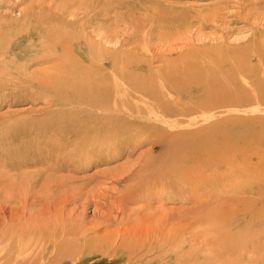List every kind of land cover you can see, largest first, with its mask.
Masks as SVG:
<instances>
[{
  "label": "rangeland",
  "instance_id": "rangeland-1",
  "mask_svg": "<svg viewBox=\"0 0 264 264\" xmlns=\"http://www.w3.org/2000/svg\"><path fill=\"white\" fill-rule=\"evenodd\" d=\"M83 36H91L97 42L107 39L108 47L114 50L104 55L94 52L95 56L85 44L82 52L77 42L83 41ZM8 41L16 43L17 56L0 64V218L16 215L20 221L15 223L16 229L33 215L40 213L38 219H43L55 211L58 217L64 215L65 222L87 229L86 241L79 242L82 245L75 243L72 257L58 262L50 256L46 258V253L38 255L43 250L38 236L25 238V245L37 240L40 250L36 248L30 256L31 245L23 244L24 256L29 254L26 258L30 256L32 260L22 264H38L41 258L44 264H264V249L259 250L260 243H264V232L259 230L264 222L259 216L264 208V192H258L254 181L232 177L234 173L226 172L224 164L219 170L224 175L206 182V208L200 212L195 208L185 215L186 220L185 213L165 215L164 210L179 207L170 202H127L128 193L135 192L130 188L137 185L140 175L141 180L149 178L153 169L174 167L176 172L188 173L194 163L200 165L196 171L200 178L206 174L205 154L199 147L206 145L202 141L197 142L201 143L199 146L191 143L181 130L197 132L208 125H214L216 130L215 124L234 123L238 118H258L264 128V104L262 111L254 103L231 109L232 103L219 98L222 110L213 116H178L184 122L174 127L176 115H166L159 108L152 112L150 107L145 109L150 106L147 102L158 104L160 91H151L158 90L159 82H169L163 85L177 95L197 86L196 82L206 85L207 79L218 74L219 80L213 81L212 86L216 82L223 87L219 89L243 86L251 91L252 87L247 88L239 74L251 70L250 84L264 87V0H0V49ZM43 42L50 48L47 52L46 48L43 51L44 45L41 47ZM205 52L209 54L206 56ZM210 56L214 60L207 58ZM100 57L104 65L100 64ZM65 60L69 65H64ZM149 60L151 65H147ZM229 77L232 80L224 82ZM115 87H119L118 91ZM205 88H199L202 94L199 89L193 90L189 104L188 98L179 101L175 97L177 103L197 105L206 96ZM139 97H143L145 110L127 113L125 105L142 107V103L137 102L139 106L133 102H140ZM165 124L172 129L165 131ZM257 127L253 126L254 130ZM227 138L216 137L214 142L219 141L218 147L228 152L227 146L234 143ZM203 140L207 143L213 139L209 135ZM234 145L231 150H235ZM208 147L207 143L205 148ZM246 149L245 153L256 151L253 147ZM222 150L220 154L227 161L230 153L224 151L223 155ZM174 157L177 160L173 164L170 160ZM233 165L237 166L235 162ZM141 166L147 171H142L145 174H139ZM198 174H193L192 181L198 180ZM168 191L166 194H172ZM127 216L131 217L127 222H120L121 217ZM251 232L256 233L254 237ZM123 233H130L134 240L128 242L127 237L123 246H118ZM241 235L247 244L237 241ZM68 238L71 240V236ZM125 244L137 255L129 258ZM110 246L115 248L111 250ZM16 262L20 264V260Z\"/></svg>",
  "mask_w": 264,
  "mask_h": 264
},
{
  "label": "bare ground",
  "instance_id": "bare-ground-1",
  "mask_svg": "<svg viewBox=\"0 0 264 264\" xmlns=\"http://www.w3.org/2000/svg\"><path fill=\"white\" fill-rule=\"evenodd\" d=\"M218 13V12H217ZM202 18V17H201ZM80 19V18H79ZM70 20V19H69ZM77 21V20H76ZM81 21V20H80ZM79 21V22H80ZM64 22V21H63ZM67 22V21H66ZM78 29V28H77ZM82 30V29H81ZM72 31V30H71ZM90 32V30H89ZM87 35V34H86ZM84 37V40L81 41V42H77V46L79 47V49L83 52H85V50H82V47L84 46V49H85V44H87V50L89 53H92L94 54V52L99 54V55H104V53H107L108 51H113L114 48H111V47H108V45L110 44V41L109 40H104L102 41L101 39L98 40V42L96 40H94L91 36H83ZM103 38V37H102ZM43 41V39H41ZM58 40V39H57ZM48 42V41H47ZM55 42V41H54ZM52 43V42H51ZM218 43V42H217ZM249 43V42H248ZM42 44L41 47L44 45L45 47L43 48V51L44 49L47 50L50 49L49 47L47 48L46 44L43 42V43H40ZM63 44V43H62ZM16 43L14 44L12 41H8V45L6 47H4L3 49L1 48L0 50V64L2 65V62L4 59L8 58L9 60L10 59H16V56H17V53L15 51V46ZM60 45V43L57 44V47ZM107 45V46H106ZM56 46V45H55ZM54 46V47H55ZM26 47V46H25ZM52 47V46H51ZM221 47V46H220ZM60 48V47H59ZM53 49V48H51ZM61 49V48H60ZM112 49V50H111ZM19 50V49H18ZM194 51V49H193ZM198 51V49H197ZM213 51V50H212ZM3 52V53H2ZM21 52V51H20ZM52 53H55V50L53 52V50L51 51ZM116 52V51H115ZM114 52V54H115ZM119 52V51H118ZM207 52V51H206ZM205 52V53H206ZM42 53V52H41ZM117 53V52H116ZM195 53H197L195 51ZM200 52H198L199 54ZM203 52H201V55ZM216 53V52H215ZM29 54V53H28ZM37 54V52H36ZM40 54V53H39ZM66 54V53H65ZM88 54V53H87ZM85 54V55H87ZM118 54V53H117ZM189 54V53H188ZM208 53H206V56H207ZM69 55V54H68ZM95 55V54H94ZM95 55V56H96ZM181 55V54H180ZM179 55V56H180ZM184 55V54H183ZM199 55V56H201ZM186 56V55H184ZM205 56V55H204ZM203 56V57H204ZM47 57V56H46ZM49 57V56H48ZM67 57V56H66ZM116 57V56H115ZM153 57V56H152ZM152 57H150L151 59H153ZM155 57V56H154ZM202 57V58H203ZM90 59V57H88ZM101 58L100 57L98 60L101 63H103V61H101ZM189 58V57H188ZM207 58H211L210 57H207ZM206 58V59H207ZM44 59V58H43ZM51 59V58H49ZM78 59V58H77ZM92 59V58H91ZM183 59V58H182ZM213 58L210 59V61L212 60ZM257 59V57H256ZM70 60V59H69ZM93 60V59H92ZM121 60V59H120ZM140 60V59H139ZM168 60V59H167ZM184 60V59H183ZM214 60V59H213ZM8 61V60H7ZM123 61V60H122ZM121 61V62H122ZM180 60H178L179 62ZM12 62V61H11ZM32 62V61H31ZM113 62V61H112ZM115 62V61H114ZM152 61L149 60V62L147 63V65H151ZM209 62V61H208ZM170 63V62H169ZM173 63V62H172ZM182 63V61H181ZM188 63V62H187ZM215 63V62H214ZM69 65V62L67 60H65L64 62V65L67 66ZM99 64V63H97ZM123 64V63H122ZM164 64V63H163ZM168 64V62H167ZM165 64V65H167ZM189 64V63H188ZM101 65H104V64H101ZM169 65V64H168ZM167 65V66H168ZM171 65V63H170ZM174 65V63L172 64ZM176 65V64H175ZM179 65V63H178ZM181 65V64H180ZM203 65V64H202ZM3 66V65H2ZM188 66V65H187ZM195 66V65H194ZM235 66V65H234ZM7 67V65H6ZM70 67V66H69ZM149 67V66H148ZM174 67V66H173ZM181 67V66H180ZM183 67V66H182ZM236 67V66H235ZM1 68V67H0ZM120 68V67H119ZM118 68V69H119ZM175 69H177L176 67H174ZM184 68V67H183ZM196 68V67H195ZM3 69V68H2ZM26 69V68H25ZM148 69V68H147ZM156 70V69H155ZM1 71V70H0ZM185 71V69H184ZM187 71V70H186ZM192 71V70H191ZM191 71L188 73L190 74ZM200 71V70H199ZM240 71H242L240 69ZM118 72V71H117ZM166 72H168L166 70ZM181 72V70H180ZM198 72V71H197ZM243 72V71H242ZM158 74V76L160 77V74L159 73V70L158 72H156ZM163 73V72H162ZM244 73V72H243ZM239 72L240 74V78L241 80H243L247 85V88L249 87H252V89H250L251 91H249V89H247V91L245 90V88L243 86H240L239 88L238 87H229V88H226L224 87V89H219L220 88H223L221 87L218 83H214V85L212 86V82L213 81H216L218 78H219V75L217 74V76H211L208 80V83H206V85L204 86H208L207 88H205L204 86H201L202 84H198L197 83V86H193L187 90H185L184 93L180 92L178 93L177 95L176 94H172L170 89L168 90L166 88V86H164L163 84H167L169 85L167 82H163V84L161 83L160 85V82L158 83V90H155V91H151L149 90V93L150 91L153 93H157L158 91H160L159 93V98L157 99L158 101V104H151L150 102H147L150 104L147 105L145 107L148 108L150 107V112H152L151 110H153L154 108L157 110V108L160 109V111H162L163 113H166V115H172L174 117V115H176L174 118H173V124L172 126L174 127V124H179V123H182L184 122V120H178V116H182L183 118H186L188 119L191 115V117L194 119V118H203V117H207V116H210L214 114V112H217V111H220L222 110L221 107H222V103H221V107H220V103H219V98L220 99H224V101L226 102H229V103H232V105H229L231 107V109H234L236 108L237 106L238 107H244V106H247L251 103H254V104H257L259 106V111H262V109L260 108L263 104H264V87L261 85V84H257V85H254L252 86L250 84L251 81H249L250 76L252 77V74H251V70H249V72H245L244 74ZM249 73H250V76H249ZM262 75H264V70L261 72ZM180 73L178 72V75ZM199 74V73H198ZM198 74H196L198 76ZM199 75H202V74H199ZM233 75V74H232ZM168 76V75H167ZM184 76V75H183ZM195 76V75H194ZM253 76H254V73H253ZM187 77V76H186ZM191 77V76H190ZM196 77V76H195ZM163 79V77H161ZM160 78V79H161ZM165 78H168V77H165ZM170 78V77H169ZM168 78V79H169ZM204 77H200V79ZM206 78V77H205ZM116 79V78H115ZM181 79V78H180ZM199 79V80H200ZM150 80V79H149ZM164 80V79H163ZM181 80H184V79H181ZM180 82H183L181 81ZM196 80H198L196 78ZM195 80V81H196ZM198 80V81H199ZM201 80V81H202ZM219 80V79H218ZM232 80V78H225L224 82L226 81H229ZM114 81V80H113ZM166 81V80H165ZM201 81H199L200 83H202ZM119 82V81H118ZM179 82V81H178ZM206 82V81H205ZM228 82V84H229ZM254 82L257 83L258 81L255 80L254 78ZM172 83V82H171ZM195 83V84H196ZM124 84V83H123ZM194 84V83H193ZM203 84H205L203 82ZM211 84V85H210ZM223 84V83H222ZM238 84V83H237ZM152 85V84H151ZM180 85V83H179ZM240 85V84H239ZM115 86V85H113ZM121 86V85H120ZM155 86V85H154ZM175 86V85H174ZM198 86H200L199 88H205L206 91H205V94L206 96L204 97V99L201 101V102H196L197 105H193L192 107H187V103L185 102L184 105H182V103H177V99L175 97H177L179 99V101L181 99H185V98H188V104H189V101H190V98L191 97V94L193 93V90L195 89H199ZM117 87V86H116ZM115 87V88H116ZM123 87V86H122ZM121 87V89H123ZM173 87L172 84L170 85V88ZM179 87V86H178ZM197 87V88H196ZM228 87V86H227ZM175 88V87H174ZM117 89V88H116ZM119 89V87H118ZM117 89V91H118ZM137 90V88H135ZM154 89V88H153ZM156 89V88H155ZM111 90V89H110ZM127 90V89H126ZM174 90V89H173ZM178 90V89H177ZM176 90V91H177ZM180 90V89H179ZM184 90V89H183ZM200 90V89H199ZM249 91V92H248ZM127 92V91H126ZM137 94V93H136ZM135 94V95H136ZM200 94H202V89L200 90ZM199 94V95H200ZM138 95V94H137ZM190 95V96H189ZM198 95V94H197ZM149 96V95H148ZM202 96V95H201ZM137 97V96H135ZM107 98V97H106ZM143 98V97H142ZM142 98H138L139 101H136L134 100L133 102L135 103H142V107H139L138 109H135V107L137 106H133L134 103L132 102V106L134 107H129L128 106H131V105H128L126 106L125 104V108L127 107V109H129V111L127 113H136V114H139L141 113L142 111H144V105H145V102L143 103V99ZM152 98V97H151ZM118 99V98H117ZM147 99V98H146ZM108 100V99H107ZM153 100H155V97L153 98ZM187 101V100H186ZM204 101V102H203ZM101 102V101H100ZM221 102V101H220ZM123 103V102H122ZM137 103V104H138ZM177 103V104H176ZM194 104V103H192ZM122 105V104H121ZM136 105V104H135ZM139 105V104H138ZM182 105V106H181ZM191 105V103H190ZM140 106V105H139ZM180 106V107H179ZM227 106V105H225ZM229 106H227L229 108ZM233 106V108H232ZM225 109H227L226 107H224ZM144 109V110H142ZM224 109V110H225ZM124 110V109H123ZM123 110H120L121 112H125ZM158 111V110H157ZM117 112H119L117 110ZM113 113V112H112ZM126 113V114H127ZM115 115V114H114ZM118 115H122L120 114V112L118 113ZM125 116V115H124ZM123 116V117H124ZM122 117V116H121ZM136 117H139L138 115ZM150 117V116H149ZM171 117V116H170ZM181 117V118H182ZM114 118H117V115L116 117ZM123 119V118H122ZM121 119V120H122ZM138 119H141V117H139ZM185 119V120H186ZM258 118H255V119H252V120H249V119H240L238 118V120H236V122L234 123H218V124H215L217 125V129L216 130H213L214 128V125H208L207 128H202L201 126V129L198 130L197 132L194 131L192 132L193 130H189L191 132H188L186 130H181V133L183 131V136H185L186 138L188 137L189 141L191 143H196L198 144V146L201 144V143H204L206 146H207V143H208V149L205 148L206 146L204 145H200L199 147L202 146L201 150L203 152V154H205V158L203 161H205V166H206V171L204 174V176L202 178H200V175L198 174V171L197 169L199 168L198 166L200 165H193L191 166V169H188V173L186 172H179L177 170H175L174 167L172 168H166L165 166L163 167V169L160 170V168L158 169L159 171H156L155 169H153V173L151 174L150 173V177L148 178L146 176L145 179L141 180L142 178V175L141 178L140 176H138L140 178V180L136 183L137 185L136 186H133L131 187L130 189H134L135 192L133 193H128L129 195V199H127V202L128 201H135V202H145V203H149L150 201H158L159 204L162 203V204H166V203H172L173 205H177L178 209H176V207L172 209L170 211V209H167L169 210L168 212H166V207H162L164 208L163 210L165 211V215L166 214H169L168 216L169 217H172L173 214L175 213H180V216H182L184 213V216H188L187 214H190V213H193V211H195V208H196V211L198 210H203L204 208H206L205 204H208V200H206V196H204L203 193H205V189H206V182L208 181V179H210L209 181H216V179L221 176L224 175V173H220L219 170H220V167H222V164H224V168L226 169V172H229L230 174L233 172L234 174H232L231 176L234 177V178H239V180L241 179H246L245 181H249L251 183H253V181L258 184V192L259 193H263L264 192V149L262 147V144L264 143V128H261L262 125H259V123L261 122L260 120H257ZM197 120V119H196ZM120 122V121H119ZM118 122V123H119ZM150 122V121H149ZM190 122V120H189ZM140 123V122H138ZM262 123V122H261ZM260 123V124H261ZM122 124V123H121ZM169 124V123H168ZM166 125L164 130L167 131V130H170L172 129V126L171 125ZM191 124V123H189ZM200 124V123H199ZM210 124V123H209ZM118 125V124H117ZM116 125V126H117ZM192 125V124H191ZM201 125V124H200ZM255 125H258L259 128H258V132H255L257 130H254L253 126ZM143 126V125H142ZM205 126V125H204ZM211 126V127H210ZM219 126H222V130H219ZM226 126V127H224ZM185 132V133H184ZM231 133V137L233 136V138L231 139V137L227 138L228 134ZM166 134V133H165ZM206 134V135H205ZM212 136V141L209 140V142L207 141H204L203 139H205L206 137H208L209 135ZM192 135H194L195 137H193ZM205 135V138H203L202 136ZM224 135H226V138L229 139V142L232 140L235 146V150H231V148L233 147V145H228L227 147H229L230 151H226L227 149L224 148V151H226V153H230L228 154L226 157H228L229 155L231 156V159L230 156L227 158V161L225 159L222 158L223 156H221L220 154V151L222 150L220 147H218V142H214L216 140V137H218V139L220 138L222 140V138H224ZM223 136V137H221ZM211 138V137H210ZM173 139V138H172ZM209 139V138H208ZM215 139V140H214ZM171 141V140H170ZM198 141H202L200 144L197 143ZM204 141V142H203ZM224 141V140H223ZM231 141V142H232ZM257 142L256 143V146L253 145V142ZM214 142V144H213ZM150 143V142H149ZM224 143V142H223ZM213 144V145H212ZM220 144V143H219ZM225 146V145H224ZM255 146V147H254ZM226 147V148H227ZM252 148L254 150H256L255 152L254 151H251V152H248V153H245V151L247 150L246 148ZM224 151L222 150V154H226L224 153ZM232 154V155H231ZM237 157H236V155ZM199 155V154H198ZM235 157H234V156ZM245 155V156H244ZM173 156V155H172ZM201 156V155H200ZM233 156V157H232ZM175 158V157H174ZM171 158V162L174 164L175 160H177V158L173 159ZM229 159V160H228ZM254 159V162H251L252 160ZM239 160L238 162V165L236 164L237 161ZM202 161V160H201ZM152 162V161H151ZM192 162V161H191ZM190 162V163H191ZM235 162V165L237 166H234L233 163ZM154 163V162H153ZM147 164V163H145ZM152 163H150L151 165ZM167 164V163H166ZM192 164V163H191ZM196 164V163H195ZM168 165V164H167ZM226 165V166H225ZM151 167V166H149ZM193 167V169H192ZM235 167V168H234ZM224 168L222 169L223 172H224ZM233 168L235 169V171L233 170ZM145 171V169H143V167H139V174H145L147 171H145V173H143L142 171ZM150 169H148L149 171ZM200 170V168H199ZM204 170V168H203ZM231 171V172H230ZM124 172V171H123ZM204 172V171H203ZM225 172V173H226ZM131 172H129L130 174ZM134 173V172H133ZM193 174L196 175L198 174L199 175V178L198 180L196 181L194 178L195 181H192V177H193ZM202 174V173H201ZM198 175L196 176V178L198 177ZM234 175V176H233ZM230 176V177H231ZM128 177V176H127ZM144 177V176H143ZM228 177V176H227ZM246 177V178H245ZM131 178V177H130ZM130 180V179H129ZM125 181V180H124ZM239 182H242V181H239ZM216 183V182H215ZM135 185V184H133ZM209 185V184H208ZM213 185V184H212ZM239 185V184H238ZM164 189V192L168 191V193H172V194H166L165 192V195L163 194L164 192H162L161 190ZM167 189V190H165ZM209 189V188H208ZM225 189V188H224ZM136 190H137V193H136ZM147 190L149 192H147ZM219 190V189H218ZM200 191V192H199ZM4 192V191H3ZM120 192V190H119ZM122 192V191H121ZM197 192H199V194H197ZM10 194V193H9ZM228 194V193H227ZM264 194V193H263ZM164 195V197L162 196ZM117 196V195H116ZM245 196V195H244ZM231 197V196H230ZM9 198V197H8ZM124 198V197H123ZM125 199V198H124ZM241 199V198H240ZM263 199V198H262ZM139 200V201H137ZM126 201V200H125ZM212 201V200H211ZM63 203V202H62ZM11 204V203H10ZM152 204V203H150ZM260 204V203H259ZM123 205H124V202H123ZM137 205V204H136ZM142 205V204H141ZM263 205V204H262ZM126 206V205H125ZM162 206V205H161ZM166 206V205H165ZM261 206V205H260ZM264 206V205H263ZM124 207V206H123ZM160 207V206H159ZM161 208V211H163ZM198 208V209H197ZM150 209V208H149ZM62 210L59 209V212ZM125 211V210H124ZM155 211V210H154ZM12 212V210H11ZM139 212V211H138ZM157 212V211H156ZM200 212V211H199ZM204 212V211H203ZM260 212V211H259ZM162 213V212H161ZM163 213V214H164ZM173 213V214H172ZM40 214V213H39ZM39 214L37 215H33L31 216V218L29 217V219H25L27 220L26 222H24L22 225L23 226H18L16 229L14 228V225L15 223H19V218H17V216L15 215V217L13 215H10L8 219H1L0 218V259H2V262H5L7 261L8 264H18V262L16 261H19L20 260V264L24 263L26 260L30 261L32 259H30L32 256L31 254L36 250V248H40L38 247L40 244H42L43 242V250H40V254L38 255H41V253H43V255H45V257L47 258L48 256H50L51 260L53 261H57L58 259H62V258H69V256H71L75 249V243H79V242H82L83 241L85 242L86 239H87V235H86V230L84 227V229H81L80 230V227L79 229L74 226L73 224H69L68 221L65 222V220L62 218L64 217L63 214H60L59 217L57 216L58 213H56L55 211L53 212H48V214H46V216L43 218V219H38V216ZM126 214V213H125ZM197 214V213H195ZM258 214V212H257ZM62 215V216H61ZM127 215V214H126ZM150 215V214H149ZM42 216V215H40ZM108 216V215H107ZM175 216H177L175 214ZM186 216H185V220H186ZM259 216H261L262 218H264V208L262 209V211L260 212ZM33 217V218H32ZM149 217V216H148ZM165 217V216H164ZM167 217V218H169ZM222 217V215H221ZM229 217V216H228ZM110 218V217H109ZM129 218H131L130 216H127V217H121L120 218V222L122 221H128ZM155 218V217H154ZM188 218V217H187ZM260 218V217H259ZM107 219V218H106ZM119 219V217L117 218ZM133 219V218H132ZM228 219V218H227ZM173 220V219H172ZM225 220V219H224ZM100 221V220H99ZM140 221V220H139ZM152 221V220H151ZM188 221V219H187ZM105 222V221H104ZM109 222V220H108ZM186 222V221H185ZM262 222V221H261ZM57 223V224H56ZM73 223V222H72ZM76 223V222H75ZM79 223V222H78ZM113 223V222H112ZM152 223V222H151ZM191 223V222H190ZM216 223V222H215ZM219 223V222H218ZM56 224V226H54ZM77 224V223H76ZM127 224V223H126ZM226 224V223H225ZM234 224V223H233ZM141 225V224H140ZM215 225V224H214ZM261 229L259 230H262L264 232V222L261 223ZM160 226V225H159ZM219 228H220V225H218ZM91 227V226H90ZM124 227V225L122 226ZM22 228V229H20ZM191 228V227H190ZM202 228V227H201ZM89 229V228H88ZM92 229V228H91ZM126 229V228H125ZM135 229V228H133ZM223 229V228H222ZM16 230L18 232H16ZM137 230V229H136ZM202 230V229H201ZM220 230V229H219ZM91 231V230H90ZM97 231L96 229H94L93 232ZM134 231V230H133ZM132 231V232H133ZM151 231V230H150ZM155 231V230H154ZM92 232V231H91ZM109 232V231H108ZM135 232V231H134ZM138 232V231H137ZM160 232V231H159ZM158 232V233H159ZM191 232V231H189ZM205 232V231H204ZM262 232V233H263ZM110 233V232H109ZM207 233V232H206ZM240 233V232H239ZM261 233V232H260ZM88 234V233H87ZM112 234V233H111ZM192 234V232H191ZM235 234V233H234ZM251 234H253L252 236L254 237V234L253 232H251ZM259 233H257L258 235ZM155 235V234H154ZM246 236V234H243ZM247 235H249L247 233ZM34 236H38L36 239H40V242H39V245L37 243V240L36 242H25L29 247L31 245V248H29V250H32V252L30 253V256L29 258H26L24 256L25 253V249L26 248H23V244H24V241L25 238H29L28 240H31ZM68 236H71V240H69V238L67 239ZM251 236V238H253ZM263 236V235H262ZM115 237V236H114ZM128 237V242H130L132 239L134 240V238L130 235V233L128 234L127 236V233H123L121 237H119V245L118 246H121V244L126 240V238ZM194 237V236H193ZM237 237V236H236ZM235 237V238H236ZM247 237V236H246ZM243 236L242 238V235L239 236L237 238V241L238 239L242 240V243L241 241H239L241 243V245L243 244V241H245V244L246 243V240L247 239H244L246 238ZM256 238V237H255ZM34 239V238H33ZM44 239H46V244H45V241ZM141 240V239H140ZM232 240V239H231ZM27 241V239L25 240ZM107 241V240H105ZM236 241V243H237ZM254 241V240H253ZM118 242V241H116ZM132 242V241H131ZM238 242V243H239ZM92 243V242H90ZM110 243L112 244H115L114 241H111ZM125 243V242H124ZM256 243V242H255ZM81 244V243H79ZM78 244V245H79ZM89 244V243H88ZM110 244V245H112ZM127 244V243H126ZM125 244V247L127 246ZM179 244V243H178ZM25 245V244H24ZM25 245V246H27ZM82 245V244H81ZM92 245V244H90ZM259 245V244H258ZM27 246V247H28ZM87 246V244L85 245ZM85 246L83 245L82 247L85 248ZM118 246H116V248L118 249ZM123 246V244H122ZM132 246V244H131ZM240 246V245H239ZM77 247V246H76ZM87 247H90V246H87ZM97 247V246H96ZM113 248H115L114 246H112ZM110 246V249L112 250V248ZM124 247V248H125ZM149 247V245H148ZM92 248V247H91ZM94 248V247H93ZM128 248V251L130 252V256L129 258H132L134 256L137 255V253H134L135 250L133 248H130L127 246ZM136 248V247H135ZM28 249V248H27ZM77 249V248H76ZM90 249V248H89ZM109 249V251H110ZM120 249V247H119ZM247 249V248H246ZM260 249H264V243H260V246H259V250ZM39 250L36 251V253L39 252ZM82 250V248H81ZM93 250V249H92ZM232 250V249H231ZM91 251V250H90ZM127 251V250H125ZM27 252V251H26ZM78 252V251H77ZM81 252V251H80ZM240 252V251H239ZM258 252V251H257ZM261 252V251H260ZM35 253V252H34ZM33 253V254H34ZM108 253V252H107ZM241 253V252H240ZM250 253V252H249ZM255 254V253H254ZM22 255V256H21ZM240 255V254H239ZM261 255V254H260ZM74 256V255H73ZM246 256V254H245ZM72 257V256H71ZM77 258V256H75ZM248 257V256H247ZM246 257V258H247ZM34 258V256L32 257ZM19 259V260H17ZM56 259V260H55ZM239 259V258H238ZM39 260V259H38ZM59 260V261H60ZM242 260V259H241ZM28 261V262H29ZM240 261V260H239ZM1 262V261H0ZM45 262V260L43 261V259L41 258L38 262V264H40ZM58 262V261H57ZM247 262V261H246ZM36 263V262H35ZM72 263V262H71ZM240 263V262H239ZM7 264V263H6ZM29 264V263H28ZM44 264V263H43Z\"/></svg>",
  "mask_w": 264,
  "mask_h": 264
}]
</instances>
